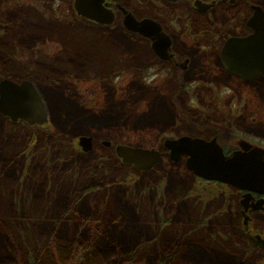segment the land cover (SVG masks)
Listing matches in <instances>:
<instances>
[{
	"label": "rangeland",
	"instance_id": "374dc122",
	"mask_svg": "<svg viewBox=\"0 0 264 264\" xmlns=\"http://www.w3.org/2000/svg\"><path fill=\"white\" fill-rule=\"evenodd\" d=\"M20 7L25 13L19 30L26 33L20 32L22 42L11 32L3 36L7 49H3L6 54H0V76L34 83L47 113V123L40 130L47 132L21 120L6 122L0 115V260L1 236L6 230L26 251L29 261L47 241L59 253L65 252L73 231L67 209L72 203L71 208L84 209L89 184L104 175L126 178L130 169L111 156L112 145L160 149L162 138L172 135L178 125V108L167 102L166 91L156 88L146 93L144 79L125 71L128 62L135 68L138 62H145L128 55L141 51V43L121 31L105 33L91 26L68 25L64 11L58 14L39 9L36 18H26L31 13L28 4L22 2ZM8 12L4 10L5 19ZM258 108L261 114L250 110L246 114L264 122V108ZM119 117L124 122L114 124ZM98 119L111 122L97 124ZM133 124H143V129ZM81 134L92 136L96 145L86 152H75L72 142ZM100 140H108L111 146L104 147ZM130 171L136 174L140 170ZM191 174L182 160L173 163L164 154L160 163L139 173L133 182L126 178L125 185L114 183L110 193L129 203L122 217V234L150 237L157 216L163 215L172 201L181 212L187 210L193 215L208 209L205 201L187 195L194 181ZM223 195L227 201V193ZM225 201L214 208L219 233L239 250L245 244V257L264 256V248L253 247L238 229V235L230 233L229 224L235 216ZM255 223L264 227L260 217ZM174 229V224H164L159 233L160 247L170 240ZM41 262L50 261L45 257Z\"/></svg>",
	"mask_w": 264,
	"mask_h": 264
},
{
	"label": "flooded vegetation",
	"instance_id": "af4514ba",
	"mask_svg": "<svg viewBox=\"0 0 264 264\" xmlns=\"http://www.w3.org/2000/svg\"><path fill=\"white\" fill-rule=\"evenodd\" d=\"M22 2L31 12L26 18H36L39 9L64 11L68 25L91 26L105 33L121 31L141 43V51L128 55L145 62H138L136 68L128 62L125 71L144 79L146 93L156 88L166 91L167 102L178 108V125L169 138L185 135L212 142L225 158L264 151V122L246 114L248 110L261 114L258 107L264 108V0H0V54L7 49L3 36L11 32L14 39H20V32L26 33L19 30L24 23ZM76 4L97 19L109 21L78 15ZM4 10L9 11L8 19ZM131 18L143 21L140 29L143 26L146 35L126 29L124 20ZM154 42L157 51L151 46ZM194 178L224 188L240 234L253 247L264 248V227L255 223L258 217L264 221V193ZM253 235L260 236L261 246L249 240Z\"/></svg>",
	"mask_w": 264,
	"mask_h": 264
},
{
	"label": "trees",
	"instance_id": "16d2710c",
	"mask_svg": "<svg viewBox=\"0 0 264 264\" xmlns=\"http://www.w3.org/2000/svg\"><path fill=\"white\" fill-rule=\"evenodd\" d=\"M6 59H9L8 55ZM2 119L14 123L7 118ZM96 121L97 124L111 122L106 119ZM113 122L123 123L124 118L119 117ZM46 123L34 125V129L44 130L46 133L47 130H40ZM132 127L143 129V124L139 126L133 124ZM57 139L60 140V137ZM72 146L75 152L80 151L75 139ZM111 156L121 163L113 153ZM124 165L132 169L130 165ZM130 170L126 178L133 182L142 171L135 174ZM126 178L104 175L95 184H89L86 190L89 191V196L83 210H78L74 206L71 208L73 203L69 204L67 213L71 215L73 231L64 253H59L56 246L47 241L35 253V257L28 261L25 257L26 251L19 247L18 242L8 231L4 230L1 236L3 254L0 264H41L45 257L50 261L48 264H264V256L245 257V244H242L243 247L239 250L224 237V234L219 233L214 208L219 202L225 201L223 197L225 192H222L225 189L212 184H201L196 178L192 181L187 195L198 202L205 201V207L208 209L199 216L187 210L181 212L177 203L172 201L163 215L157 216L156 229L150 237L140 235L132 238L128 234H122L120 231L123 226L122 217L129 203L115 197L114 192L110 193V188L115 185L114 183L125 185ZM216 196L219 198L222 196V199H216ZM225 203L227 204V201ZM233 220L234 222L229 224V231L232 235H238V225L236 219ZM167 223L175 225L174 234L165 246L160 247L159 233ZM40 255L42 258H39Z\"/></svg>",
	"mask_w": 264,
	"mask_h": 264
},
{
	"label": "water",
	"instance_id": "95a60500",
	"mask_svg": "<svg viewBox=\"0 0 264 264\" xmlns=\"http://www.w3.org/2000/svg\"><path fill=\"white\" fill-rule=\"evenodd\" d=\"M78 15L85 16L97 22L107 23L109 20L97 19L93 14L86 13L75 6ZM109 19V18H108ZM142 22H135L132 18L124 20L128 30H134L146 35L140 27ZM157 42V41H156ZM151 46L156 51L155 43ZM154 44V45H153ZM159 54V53H158ZM0 115L10 122L23 121L28 125H41L47 120V113L43 100L34 83L29 79L0 78ZM101 145L110 147L108 140H100ZM75 144L80 151L91 149L93 139L90 135H77ZM160 147L166 150L167 158L176 163L180 156H184L183 165L190 173L205 180H216L230 184L238 189L248 192L264 193V151L253 150L249 153H234L225 158L219 147L212 142L206 143L198 138L178 136L165 137ZM112 152L123 164L130 165L135 170L146 171L162 161L163 153L160 149L131 146L123 143L112 145ZM248 199V193L242 197V203ZM246 217L242 219L245 223ZM257 246L262 245L259 235L248 237Z\"/></svg>",
	"mask_w": 264,
	"mask_h": 264
}]
</instances>
